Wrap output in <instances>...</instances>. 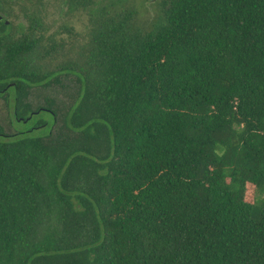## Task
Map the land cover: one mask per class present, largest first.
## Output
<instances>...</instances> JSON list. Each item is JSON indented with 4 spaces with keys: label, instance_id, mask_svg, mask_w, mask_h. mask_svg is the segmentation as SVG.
I'll use <instances>...</instances> for the list:
<instances>
[{
    "label": "trees",
    "instance_id": "trees-1",
    "mask_svg": "<svg viewBox=\"0 0 264 264\" xmlns=\"http://www.w3.org/2000/svg\"><path fill=\"white\" fill-rule=\"evenodd\" d=\"M62 3L0 0V264H264V0Z\"/></svg>",
    "mask_w": 264,
    "mask_h": 264
},
{
    "label": "rangeland",
    "instance_id": "rangeland-1",
    "mask_svg": "<svg viewBox=\"0 0 264 264\" xmlns=\"http://www.w3.org/2000/svg\"><path fill=\"white\" fill-rule=\"evenodd\" d=\"M138 4L141 3V0H135ZM28 2V1H27ZM22 2H18L13 6V12L15 14L14 17V27H17L18 25L25 26L26 25V19L23 15L24 9H22ZM32 3V2H28ZM34 3V2H33ZM32 9L34 6L28 5ZM33 6V7H31ZM39 12L44 16L45 22L48 24L51 30H54L56 28L61 27L62 25H69L72 26L75 30H81V27L83 23L86 20V16L84 14H81L80 11H70L67 13L66 8L64 4L62 3V0H41V4L38 6ZM153 8L151 9V14H153ZM140 15L142 18L147 17V14L144 13V8L142 7L140 10ZM20 31V29H19ZM48 91V90H47ZM52 92H56L58 94V89L53 88ZM34 105L37 103H41L42 99L39 97L37 99V96H33L30 99ZM6 105L3 104V101L0 100V122L3 124V130L6 134H10L12 132H15L14 129V123L18 128L24 129V127L30 125V123L27 122H14L12 124L11 121H9L7 115H6ZM6 117V119H5ZM6 120V121H5ZM5 122L7 124H5ZM36 129L35 131H37ZM262 200L264 202V190L259 195H256V201Z\"/></svg>",
    "mask_w": 264,
    "mask_h": 264
},
{
    "label": "water",
    "instance_id": "water-1",
    "mask_svg": "<svg viewBox=\"0 0 264 264\" xmlns=\"http://www.w3.org/2000/svg\"><path fill=\"white\" fill-rule=\"evenodd\" d=\"M0 18H1V16H0ZM5 22L8 23V20H6Z\"/></svg>",
    "mask_w": 264,
    "mask_h": 264
}]
</instances>
